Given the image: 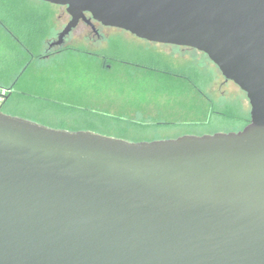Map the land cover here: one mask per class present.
Masks as SVG:
<instances>
[{
	"label": "water",
	"instance_id": "water-1",
	"mask_svg": "<svg viewBox=\"0 0 264 264\" xmlns=\"http://www.w3.org/2000/svg\"><path fill=\"white\" fill-rule=\"evenodd\" d=\"M42 1L71 16L51 47L94 19L197 49L251 119L133 142L0 106V264H264V0Z\"/></svg>",
	"mask_w": 264,
	"mask_h": 264
},
{
	"label": "rangeland",
	"instance_id": "rangeland-1",
	"mask_svg": "<svg viewBox=\"0 0 264 264\" xmlns=\"http://www.w3.org/2000/svg\"><path fill=\"white\" fill-rule=\"evenodd\" d=\"M0 17L9 27L16 26L17 20L32 17V25L18 23L26 30L36 26L35 20H43L39 25L47 29L43 36H39L42 43H38L44 48V53L70 19L64 6L42 0H0ZM48 20L55 24V29L48 28ZM9 30L0 25V75L4 69L9 71L18 53H25L21 41ZM101 32L103 35L99 38L90 29L80 26L66 37L64 44L90 50L105 48L130 64L122 65L118 62L120 59L112 60V70L96 72L95 65L91 66V63L94 60L99 63L100 59L91 56L86 59L87 54L77 51L34 59L7 105L8 113L55 128L93 130L133 142L244 128L242 121L235 117L217 113L209 117L205 109L198 113L193 106L204 98L199 93L195 94L191 81L168 79L167 75L153 70H146L140 77L133 71L136 67L131 65L153 66L159 60L167 62L173 69L185 70L190 77L196 78L200 88L221 104H218L220 108L229 103L236 108L226 111L236 113L240 111L237 103L241 101L244 109L250 111L246 93L236 83L227 80L206 53L186 46L150 42L119 28L101 27ZM31 33L34 34L33 31ZM46 34L53 36L49 39ZM15 65L19 70L21 63L16 61ZM155 76L166 80H155ZM201 121L203 123H197Z\"/></svg>",
	"mask_w": 264,
	"mask_h": 264
},
{
	"label": "trees",
	"instance_id": "trees-1",
	"mask_svg": "<svg viewBox=\"0 0 264 264\" xmlns=\"http://www.w3.org/2000/svg\"><path fill=\"white\" fill-rule=\"evenodd\" d=\"M14 12H15V10H14ZM30 20L32 21V17H30V19L23 20V21L17 20L18 22H16L17 23L16 26L11 25L12 27H9L5 23V21L2 19V17H0V25L10 28V30H9L10 34H15L17 36V38L21 41V44L23 45V47L25 48V53L20 52L14 58L15 63L12 64L11 67L9 66L10 67L9 71H8V69L7 70L4 69V71H2V73L0 75V95L2 94V91L5 90L4 100L2 102V110H4L7 113H8V111L6 109L7 105L9 104L10 99L13 96V94L15 93V91H17L16 88L18 87V84H19L22 76L29 69V67L33 64L34 59L42 58V55L44 54V48L42 46L40 47V45H39L40 43H42V39L39 38V36H43L44 35L43 33H46V30H45L46 26L42 29V27L39 25L43 22V20L42 21H40L39 19L35 20V24L37 27L33 26V28H31L29 30H26L25 27H22V25L18 24L19 22H22L21 24H23V22H28L29 24H31ZM48 22H49L48 28L52 29V30L55 29V24L49 20H48ZM28 23L26 25H28ZM17 26L19 28H17ZM23 26H24V24H23ZM32 31L34 32V34L31 33ZM46 36H47V34H46ZM32 37H34V39H32ZM47 37H49V39L51 38L50 36H47ZM38 42H40V43H38ZM66 51L67 52L68 51H77V52H80L82 54H87V56L85 57L86 59H88L87 57H89V56L94 57V58H99L100 59L99 63H97L95 60H94V62L91 63V66L95 65L96 72L97 71L99 72L100 69L101 70L108 69V65L112 64V62H111L112 60L116 61L117 59H120L118 62L122 65L123 64L127 65L129 63L125 59L120 58V56L114 55V53H112L110 50L105 49V48L96 50L97 54H94V55L89 54L87 52V49L83 46L66 45L63 48V50H61L60 52H66ZM100 57H102V60ZM16 61H18V63L19 62L21 63L19 70H18V68H16V66H18V65H15ZM149 61H150V63L153 62L152 59H150ZM124 62H126V63H124ZM3 63H5V60ZM131 65H141V64L131 63ZM150 65L152 66V64H150ZM153 65L162 67L161 68L162 70L164 68L169 70L170 72H164V73H163V71H160L161 74H164L163 76L167 75V77H169L168 79H172V80H176V81H181V80L191 81L190 86H193V90L196 91V92L194 91L195 94L199 93L200 96L202 98H204L203 101L198 100L196 102V105L193 106V108L195 110H197L198 113L199 112L203 113L202 111L205 109V110H207L209 117H211V115L213 113H217L219 115H223L224 117H231V118L235 117V118L242 121L243 126H245L249 123V121L251 119L250 111L244 109L241 101H238L239 103H237V105H238L237 108H240V111H238L236 109L237 110L236 113H230L226 110H228V108L233 110L236 107L233 108V107H231V105L229 103H227V104H224L222 106V108H220L218 105L220 103L217 102L216 100L212 99L210 96H208L206 91H204L202 88H200L199 83L197 82L196 78L190 77V75L187 74L189 77L187 79H185V77H184V75L186 74L185 70H182V69H176L175 70L171 67V65L169 63L163 62L160 60L154 62ZM112 66H113V64L110 66L111 70H112ZM155 77L156 78H153V79L158 80V81L166 80V79H162L163 77L162 78H160L158 76H155ZM202 104H203V107H201ZM110 114H112V113H110ZM114 117L124 118L121 115H114ZM131 121L135 122L136 124H141V125L145 124V123H142V121H137V120H131ZM197 123H203V122L201 121V122H197Z\"/></svg>",
	"mask_w": 264,
	"mask_h": 264
},
{
	"label": "flooded vegetation",
	"instance_id": "flooded-vegetation-1",
	"mask_svg": "<svg viewBox=\"0 0 264 264\" xmlns=\"http://www.w3.org/2000/svg\"><path fill=\"white\" fill-rule=\"evenodd\" d=\"M61 6V5H60ZM65 7V6H64ZM66 8V7H65ZM67 11V10H66ZM69 16H70V14H69ZM86 16H87V18L88 19H91V14L90 13H86ZM70 19H71V16H70ZM69 19V20H70ZM91 21H92V23H89L88 21H86V20H84V19H81L80 20V22H79V24L73 29V30H75V29H77L78 27H80V26H84L85 28H88V29H90L91 30V32L93 33V34H95L96 36H98L99 38H101L102 37V32H101V27H109V26H105V25H103L101 22H98V21H96V20H94V19H91ZM69 22V21H68ZM114 28V27H113ZM72 30V31H73ZM72 33V32H71ZM53 41H51L50 43H49V48L45 51V53L42 55V58H47V57H49V56H51V55H53V54H57V53H59L61 50H63V48L66 46L65 44H63L62 46H50V44L52 43ZM96 50H98V49H87V52L89 53V54H97L96 53ZM110 64L108 65V69L110 68ZM132 67H136V68H133V71L134 72H137V73H139V76L140 77H143L144 76V74L143 73H145L146 72V70L147 71H149V70H153V71H158V72H160L161 71V67H159V66H155V65H153V66H148V65H132ZM163 71L164 72H170L169 70H167L166 68H164L163 69ZM184 77H185V79H187L189 76L187 75V73L184 75ZM1 108H2V105H1Z\"/></svg>",
	"mask_w": 264,
	"mask_h": 264
},
{
	"label": "built area",
	"instance_id": "built-area-1",
	"mask_svg": "<svg viewBox=\"0 0 264 264\" xmlns=\"http://www.w3.org/2000/svg\"><path fill=\"white\" fill-rule=\"evenodd\" d=\"M4 94H5V90L2 91V94L0 95V106L2 105L1 103L4 100Z\"/></svg>",
	"mask_w": 264,
	"mask_h": 264
}]
</instances>
